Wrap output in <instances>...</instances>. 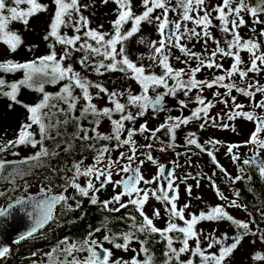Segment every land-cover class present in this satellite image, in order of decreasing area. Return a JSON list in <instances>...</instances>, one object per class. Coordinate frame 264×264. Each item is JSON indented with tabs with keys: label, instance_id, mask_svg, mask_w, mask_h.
<instances>
[{
	"label": "snow or ice",
	"instance_id": "obj_1",
	"mask_svg": "<svg viewBox=\"0 0 264 264\" xmlns=\"http://www.w3.org/2000/svg\"><path fill=\"white\" fill-rule=\"evenodd\" d=\"M100 3L105 6L109 3L115 5V19L109 22V31L103 30V24L91 27L90 17L84 15L85 11L95 7V0L91 3H82L81 0H51L50 4L40 0H10V3L9 0H0V42L7 46L10 53L17 52L24 44L22 36L17 30H11L10 25L19 22L27 30L31 18L49 13L54 6L48 29L43 36V40L47 42V54L24 62L13 59L0 61V73L5 76L23 73L21 79L13 82H7L4 76H0V96L8 99L9 111L20 106L28 113L14 139L4 141L0 138V154L11 151V155L19 156L16 149L21 146L32 149L39 146L38 151L23 160L24 163L35 162L30 167H44L45 158L51 160L61 154L73 157L69 164L62 168L51 167L48 174L43 176L42 179L47 184L42 185L40 191L45 194V198H17L14 205L0 207V217L9 216L10 210L15 206L23 207L31 203L33 212L28 215L33 218V226L19 237L24 240L53 218L56 205L63 204L72 211L73 205L69 201H74L75 208H81V201L77 197L88 198L92 205L99 204L108 212L120 213L131 206L138 215L126 213L121 217L127 223V231L113 232L105 225L102 240L95 239L90 234L79 246L72 244L65 248L67 258L63 260V264H154V253L150 247L153 237H158L155 243L164 245L163 264H196L197 258L199 264H231L234 254L245 240L252 245L257 242L264 244V227H261L264 223V210H259V220L250 212L247 221L234 218L227 211L228 208L248 211L247 205L240 202L239 190H234L231 199L226 196L216 184L215 171L212 175H193L188 172L179 177L176 171L183 165L178 160L170 161L173 167L169 169L153 157L152 151L156 144L161 152L180 147L176 143L177 130L193 121L199 122L200 130L212 127L236 133L235 125L225 120L244 119L255 124L249 139L226 145V155L237 168L235 176L219 163L216 153L223 142L215 138L210 137L201 143L196 132H188L184 142L186 151L176 152L175 155L185 156V163L191 167L189 153L194 146L198 152L192 154L207 155L211 164L231 185L246 179L252 181L249 169L264 178V156L261 155L264 151V138H261L264 134V98L256 99L257 94L264 97V83L258 79L264 75V19H261L264 16V0H256L255 3L250 0H220L216 4L212 0H139L142 9L139 12L135 10L134 0H100ZM22 5L26 7H21ZM246 16L252 23L248 38L240 33V29L248 24ZM189 23L192 27H188ZM129 24L131 26L126 28ZM144 25L153 27L159 39L149 40L138 35ZM257 26H260L259 31ZM69 28L73 32L71 36L67 31L62 32V29ZM213 28L223 34V44L221 38L213 35ZM133 38H137V44L148 49L146 56L141 54L136 60L130 58L128 45ZM193 40L201 44L200 52L193 50L195 45L191 48L188 46ZM211 44L215 47H210ZM57 46H60V52L57 51ZM34 47L38 45L29 46L27 50L31 52ZM173 49L178 50L181 55L174 56ZM242 53L248 55L247 61L243 59ZM75 54H80L74 63L79 64L83 72L90 71L100 77L121 73L139 86V93H133L131 88L109 90L104 83L88 79L74 67ZM224 59L232 61L230 67H224ZM145 60L149 63L145 64ZM173 60L184 67L176 68ZM157 68L160 69L159 73L155 71ZM205 70L212 75L198 79V74ZM217 72L220 74H216ZM236 78L241 83L238 84ZM46 84L61 87L58 92L49 93L45 90ZM21 88L35 91L41 94V98L32 104L25 103L18 98ZM91 89H95V93ZM159 89L164 91H158ZM212 89H216L212 93V99L203 95L205 90ZM219 89H224V92ZM194 91L196 94L191 102L197 106L191 110L190 115H169L155 129L149 128L147 121L138 128L135 127L137 121L149 111L153 114L166 111V97L176 99L183 112L189 107V101L178 99V93L187 98ZM234 91L247 97L249 105L237 102ZM105 97L110 106L100 108L94 103ZM218 104L224 105L223 115L217 113L211 116V110ZM248 106H251V110L246 111ZM257 109L261 110V114L257 113ZM105 119L110 123L109 133L100 131ZM69 126L75 129L70 134L67 132ZM158 133L168 136L169 142L165 144ZM137 136H142L147 143L138 144L135 139ZM47 141L54 143L52 150L46 146ZM77 144L79 148L76 147ZM249 146L252 155L241 159L238 150ZM77 151H90L92 163L86 165L87 156L83 155L80 159H75ZM116 152L119 154L114 157ZM146 162L157 166V174L152 178H147L142 172ZM14 163L17 162L0 158V173ZM30 174L25 172L20 178L24 179ZM8 175L12 177L10 183L15 186V176L13 173ZM114 176L120 178L114 179ZM81 178L84 179L83 184L80 182ZM56 179L62 183L56 185ZM189 179L195 181L197 189L201 186V180L206 179L217 198L227 203L209 206L207 212L202 210L198 215L188 212L193 198V185L187 182ZM181 184H184L189 200L183 206H178ZM109 185L114 194L110 199L99 200L98 194ZM153 185L156 187H152ZM28 187L25 181V190ZM54 187L61 189L59 194H51ZM69 189L75 195H67ZM4 195L0 191V197ZM150 199L162 205L163 215L160 208H154L151 216L146 213L145 208ZM195 199L200 200L202 197L196 196ZM161 219L165 220L166 226L163 228L155 223ZM177 220L182 223L178 224ZM205 221L229 222L234 227L235 234L230 236L228 232H223L217 236L218 229L205 234L203 229L197 228L198 224ZM95 231L100 232L101 228ZM192 241L195 243L194 247L190 245ZM203 241H207L206 247H202ZM105 243L111 245V248L105 247ZM133 243L139 245L138 250L131 247ZM214 248L217 251H211ZM113 249L125 253L131 251L134 255L130 259L115 257ZM8 252L7 247L0 246V257L6 256ZM76 252H86L87 255L80 259L74 255ZM185 255L188 258L182 259ZM251 258L253 261L264 262V252L257 251Z\"/></svg>",
	"mask_w": 264,
	"mask_h": 264
},
{
	"label": "trees",
	"instance_id": "obj_2",
	"mask_svg": "<svg viewBox=\"0 0 264 264\" xmlns=\"http://www.w3.org/2000/svg\"><path fill=\"white\" fill-rule=\"evenodd\" d=\"M40 2L50 4L51 0H40ZM81 2L91 3L92 0H81ZM97 2H99V4L101 5L102 13L107 11L106 6L102 5L100 3V0H95V6H97ZM250 2L255 3L256 0H250ZM21 7H26V5H22ZM53 8L54 6L50 8L49 13L47 14H40L36 17L31 18L27 30H25L24 26L21 23L13 22L10 25V29L17 30L19 32V34L23 38L24 44L17 50V52L10 53L7 46L4 45L2 42H0V44L5 48L4 53H2V55L0 56V61H4L6 59H13L14 61L24 62V61H30L35 57H39L44 54H47L48 52L47 42L43 40V36L46 34V31L48 29V24L51 18ZM93 9L94 8H92L90 11H85L84 15L90 17L91 27L95 28L99 24H101V21L99 22L98 18L95 17V14L92 13ZM106 18L108 19L107 15L104 14L103 19ZM63 31H67V34L70 36L73 35V32L70 28L66 30L62 29V32ZM34 45H38V47H34L31 52L27 50L29 46H34ZM57 51L58 52L61 51L60 46H57ZM79 55L80 54H75L73 58V63L75 59L79 57ZM74 67L76 68V70L82 71L80 69L79 64L74 63ZM82 75L87 76L88 79L92 77L94 79V81L92 80L93 82H101L104 83L106 87H108L106 84L107 82H103V80H98V77L94 73H91L90 71L87 73L82 71ZM0 76H4L7 82H13L21 79L23 73L16 72L14 74H7L6 76L3 73H0ZM60 87L61 85L53 86L51 84H46L45 90L49 93H56L59 91ZM108 88L109 90H112L113 88H117V86L111 85V88L110 87ZM215 90L216 89H212L210 92L205 90L203 95L210 99L212 93ZM76 91L77 94H79V90L77 89ZM91 91L95 93L96 90L91 89ZM158 91H164V90L159 89ZM219 91H221V89H219ZM151 95H153V93H151ZM18 98L24 101L25 103L32 104L41 98V94L35 91H31L28 88H21L20 95ZM8 103L9 101L7 98L0 96V138H2L4 141L12 140L16 137L20 124L23 121H25L28 115L26 110L20 106H15L14 110L9 111L7 108ZM94 103H96L97 106L100 108H101L100 106L101 103H104V107L110 106L107 104L106 97L103 99L95 100ZM77 114H79V105H78ZM237 121L238 119L235 120V123L233 121H229V123L235 125L236 127ZM106 122L108 121L105 119L101 125L100 131L104 133H109L110 131H106L104 129V125ZM85 124L87 126V122H85ZM136 125H139V122ZM138 127L139 126H137V128ZM33 130L35 131V128ZM74 130L75 129L71 126L67 128V132L69 134ZM227 132H228L227 139L229 144L242 143V139L247 137L246 132L243 134V132L234 133L232 131L226 130L224 133L226 134ZM176 135H177L176 143L179 145V143L177 142L178 133ZM158 136L160 137L161 140L164 141L165 144L169 142L168 136L163 135L162 133H158ZM46 146L49 147L50 150H52L54 148V143L52 141H47ZM76 147L79 148V145L77 144ZM180 147H184V144L180 145ZM38 149L39 146L37 149L21 146L19 149H16L20 153L19 156L11 155V151L7 154H0V158L17 162L7 167L3 173H0V191H3L5 193L4 196L0 197V207H3V205H5L7 202L11 200H15L27 193H30L32 190H40L42 185L47 184V182L44 181L42 178L44 175L48 174L49 168L51 167L62 168L66 164H69L70 161L73 159L72 156H69L67 154H61V156L57 158H53L51 160L45 158L44 167H30V165L34 164L35 162L32 161H29L27 163L23 162L25 157L32 156L35 153V151H38ZM192 150L198 152V150L195 149L194 146L192 147ZM238 151L241 155V159L247 158L248 156L252 155L251 146L241 147ZM81 155L87 156V159L85 160L86 165L92 163V153L90 151H82V152L77 151L75 153V159H80ZM201 155H205V154H201ZM261 155L264 156V151L261 152ZM245 167L247 168V166ZM25 172H30L31 174L25 176L24 179H21L20 178L21 175H23ZM235 172L237 174L236 166H235ZM9 173H13V175L17 180L15 186H13L10 183L12 177L8 175ZM248 174L253 176L252 181H248L246 179L245 181L237 183L236 185H231L230 183L228 184V181H224V183L225 184L227 183L231 188H234L235 190H239L241 192L240 202L246 204L248 209L247 212L248 213L250 212L252 215H254V217H256L257 220H259V210H264V178L259 177L258 173L252 169L248 170ZM25 181L29 185L27 190H25L24 188ZM80 182L83 184L84 179L81 178ZM61 183H62L61 180L56 179L55 181L56 185H60ZM60 191L61 189L59 187L53 188V192H60ZM117 191H119V189H117ZM113 194L114 193L112 191V186L109 185L106 189L102 190L98 194L99 200L103 201L110 199ZM67 195H75V193L73 190L69 189ZM77 199L81 201V208L76 209L74 201H69V203L73 205L74 210L72 211H69L65 206H63V204H58L54 212L52 221L46 227L41 229L38 233L34 234V236H31L12 246L8 254L4 256L2 259H0V264H23L25 262L27 264L30 263L63 264V260L67 258L64 252L65 248L70 247L72 244H76L77 246H79L86 238L89 237L90 234L92 235L93 238L102 240L103 236L105 235V230H104L105 225L111 228L113 232L127 231L128 230L127 223L122 221L121 217L125 216L126 213L136 214L135 210L131 206L127 210H122L120 213H115L104 210L99 204L92 205L88 198L77 197ZM178 206H180L179 201H178ZM203 211L207 212L208 208ZM232 216L236 219H240L237 216L234 215ZM176 222L178 224L182 223L178 220ZM208 224L209 222L207 221L203 222V231L205 234L212 232L210 229H208L207 226ZM156 225L161 228L165 227L166 226L165 220L161 219ZM231 227L233 230L230 229L228 231V229L226 230L223 229L221 232L222 233L228 232L229 235L230 234L233 235V233H235V229L233 226ZM261 227H264V223L261 224ZM97 228H101V231L96 232L95 229ZM216 235L219 236L217 233ZM141 238H143V236H141ZM156 239H158V237H153V243L150 245L154 253V264H163L162 253L164 251V245L155 243ZM104 246L111 248V245L107 243H105ZM178 246L179 245L177 244V247ZM191 246L194 247L195 244ZM206 246H207V241H203L202 247H206ZM131 247H135L137 248V250L139 249V245L136 243H133ZM113 251L115 257H123L124 259H130L134 255V253L131 251L127 253L115 249H113ZM211 251H217V249L214 248ZM74 255L77 258L83 259L87 255V253L76 252L74 253ZM188 255H185L184 257H182V259H187ZM232 261L233 258L231 260V264ZM196 264H199L198 258Z\"/></svg>",
	"mask_w": 264,
	"mask_h": 264
},
{
	"label": "rangeland",
	"instance_id": "obj_3",
	"mask_svg": "<svg viewBox=\"0 0 264 264\" xmlns=\"http://www.w3.org/2000/svg\"><path fill=\"white\" fill-rule=\"evenodd\" d=\"M136 1L137 0H134L135 10L137 12H139L142 9L140 8L139 0L137 2ZM219 2H220V0H212L213 4H216ZM114 7H115L114 4L109 3L108 5H106L107 11L102 13L101 5L99 4V2H97V6H95L93 9L92 13L95 14V17L98 18L99 22L101 21V24H103V25L107 24L103 28L104 31L110 30V23L109 22L115 19V16L113 14ZM94 14H92V15H94ZM104 14L107 15L108 19L107 18L103 19ZM214 23H215V21H214ZM130 26L131 25L129 24V25H126L125 27L128 28ZM188 27H192V25L189 23ZM211 31L213 33V29H211ZM138 35H143L146 39H149V40H151V39L158 40L159 39L154 28L147 26V25H144L142 27V32ZM213 35L214 36L218 35L220 37L221 33H219V32L217 34L213 33ZM136 39L137 38H133V40L130 41L129 45H128V51L130 54V58L133 60H136L137 56H139L141 54H144L145 56L148 54V49L144 45L137 44ZM189 47H190V43H189ZM4 51H5L4 46H2L0 44V56L2 55V53H4ZM173 54H174V56H180L181 55V53L176 49H173ZM144 63L147 64L149 62L147 60H145ZM173 63H174V66L177 65V62L175 60H173ZM155 71L157 73H159L160 69L157 68V69H155ZM216 74H220V73L217 72ZM211 75H212V73L208 72L206 77H210ZM97 77H98V80H103V82H107L106 84L110 88H111V85H113V86H117V88H119L121 90H124L125 88H131L133 93H139V91H140L139 86L136 85L134 81L126 79L123 76V74H121V73L107 74L104 77H100V76H97ZM90 79L94 81V79L92 77H90ZM207 91L210 92L211 90H207ZM195 94L196 93L194 91L192 94H190L189 97L185 98L182 93H178V99H187L189 101V106L196 107L197 105L195 103L191 102L192 100H194ZM100 106H101V108H103L104 103H101ZM245 110L248 111V110H251V108L249 109L248 107H246ZM224 111H225L224 105L218 104L215 108H213L211 110L210 114H211V116H215L217 113H220L221 115H223ZM259 114H261V110H259ZM169 115L172 116L173 114L169 113V114H166L164 116H160V115H152V114H150V112H148L147 116L138 120L137 123L139 122V125H140L141 123L147 121L148 127L151 129H155L161 123H163ZM116 118H118V117H116ZM225 122L229 123V121H227V120H225ZM233 122L235 123V121H233ZM198 123L199 122L193 121L188 126H182L181 129L177 130V133H178L177 142L179 143V145L184 144L185 136L187 135L188 132H196V134L199 137V141L201 143H203L205 140L209 139L210 137L222 141L223 144L218 146L219 151L216 153L217 159H218L219 163L221 165H223V167L226 168L229 173L232 174V176H235V174H236L235 165L232 163L230 157L226 155V151H227L226 145L229 144L228 139H227L228 132L225 134L224 132L226 130L212 128V127H206L205 130H200L198 127ZM139 125H136V127ZM254 127H255V124L253 122H249V121H246L244 119H238L237 124H236L237 132H240V133L243 132V134L246 132L248 139H249L250 134L254 131ZM104 129L106 131H111V127H110L109 122L105 123ZM261 138H264V134L261 135ZM135 139L138 141V144H140V145L147 143V141H145L142 136H137V137H135ZM123 150L124 149H121V151H123ZM175 150L168 149L164 152H161V151H159V146L157 147V144H156L155 150L152 151V155L160 164H164L166 162H170L173 160H178V162L181 165H183L182 167L178 168L176 171V175L179 177H183L188 172L192 173L193 175H196L197 173H200L201 175H203V174L212 175L213 171H215L216 174H218V175H216L214 177V179L216 180V184L219 186L220 190L226 196H228L230 199L233 197L235 189L231 188L228 185L229 182H228V184L224 183V181H226V180L224 179L223 175L219 172L218 169H215V166L212 165L205 156H203L201 154L200 155H193L192 153H195L197 151L192 150V152L189 153V155H191V165L192 166L189 167L185 163V160L187 158L183 155L177 157L175 155V153H176ZM118 154H119V152H116L113 155L115 157ZM141 158H143V157H141ZM142 172L144 173V175L147 178H152L153 176H155L157 174V166L152 165L150 162H146L142 168ZM119 178L120 177H118V176H114V179H119ZM177 182H179V181H177ZM187 182L189 184L193 185V198L191 199V207L188 209V212L196 213L198 215L200 213V211L206 210L207 208H209V206H216L218 204H222V203L226 204L227 203L224 201H220L217 198V196L215 195L212 188L209 186V183L206 179L201 180V186L198 189L195 187V181L189 179ZM152 187H156V185H153ZM35 191H38V190H32L31 192H35ZM112 191H113V189H112ZM196 196H200V197H202V199L197 200V199H195ZM188 200H189V198H188L187 194L185 193V186H184V184H181L180 185V200H179L180 206H183V204L185 202H187ZM3 207H4V205H3ZM154 208H160L161 213L163 215L162 205L159 202L155 201L154 199H150L149 203L146 205L145 211L149 216H151ZM227 211H229V213L231 215L237 216L240 219H242L243 221H247L250 218L248 212L244 211L243 209L228 208ZM185 215L187 216V212ZM159 221L160 220L155 221V223L157 224ZM207 226H208V229H210L212 232H213V230L218 229V231H216V233L218 235H220L222 233L221 231L223 229H225V230L228 229V231L230 229H232L229 222H219V223L209 222V224ZM197 228L203 229V222L198 224ZM234 234L235 233H233V235ZM230 235L232 236V234H230ZM193 244H195L194 241L190 242V245H193ZM257 251L264 252V244L257 242L255 245H252L251 243H249L248 240H245L243 243V246L234 254L232 264H264V262H258V261L252 260L251 257ZM23 264H27V263L25 262ZM30 264H32V263H30Z\"/></svg>",
	"mask_w": 264,
	"mask_h": 264
},
{
	"label": "water",
	"instance_id": "obj_4",
	"mask_svg": "<svg viewBox=\"0 0 264 264\" xmlns=\"http://www.w3.org/2000/svg\"><path fill=\"white\" fill-rule=\"evenodd\" d=\"M165 103H166V108L177 106V103L173 100L172 97H166ZM190 112H191V108L188 107L183 111V114L184 116H186ZM164 165H166L167 168L169 169L173 167V165L169 162L164 163ZM51 194L53 195L59 194V192H52ZM22 197L25 200H28L29 197H35L37 200H39L45 198V194L42 193L40 190H38L35 192L27 193ZM9 204L14 205L15 200H11L7 202L3 208H7ZM56 207L53 210V215L56 210ZM29 212H33L31 203H28L23 207L15 206L10 210L9 216L0 217V246L7 247L10 250L12 246L23 241L20 240L19 237L21 236V234L27 232L33 226V218L28 215ZM34 215H38V213H34ZM51 221L52 219L46 222L44 226L39 228L36 232H34L32 236H34V234L38 233L41 229L46 227ZM2 258L3 257H0V259Z\"/></svg>",
	"mask_w": 264,
	"mask_h": 264
},
{
	"label": "flooded vegetation",
	"instance_id": "obj_5",
	"mask_svg": "<svg viewBox=\"0 0 264 264\" xmlns=\"http://www.w3.org/2000/svg\"><path fill=\"white\" fill-rule=\"evenodd\" d=\"M245 19L248 21V24H247V26H245V27H243V28L240 29V33H241V35H242L243 37L248 38V37L251 35V33L249 32V27L252 26V23H251V19H250L249 17L246 16ZM261 19H264V16H261ZM259 27H260V26H257V30H258V31H259ZM218 32H219V31H218L217 29L213 28V33H214V34H217ZM219 33H220V32H219ZM216 37H217V38H221V40H222V44H223V39H222L223 34L221 33L220 37H219L218 35H216ZM193 45H195V47H194V49H193L194 51H196V52H200V51H201V44H200V43H196V41L193 40V41L190 43V48H191ZM188 46H189V45H188ZM210 47H215V45H214V44H211ZM241 55H242V57H243V59H244L245 61L248 60V55H247V54L242 53ZM231 62H232V61H231L230 59H224V60H222V63L224 64V67H225V68L230 67ZM192 66H193V67L195 66V62L192 63ZM175 67H176V68H180V67H184V65L181 64V63H179V62H177V65H176ZM208 72H209L208 70H205V71L199 73L197 78H198V79H204V78L207 76V73H208ZM258 79H260L261 83H264V75H261L260 77H258ZM236 82H237L238 84L241 83V82L239 81L238 78H236ZM135 84H136V83H135ZM136 85H137V84H136ZM221 92L223 93V92H224V89H221ZM150 95H151V93H150ZM233 95H236V96H237V102H239V103H243V104H245V105H249V100H248L247 97L241 96V95H239L238 93H236L235 91L233 92ZM262 98H264V97H261L259 94H257V97H256L257 100L262 99ZM208 99H209V98H208ZM210 99H212V96H211ZM173 100L176 102V99L173 98ZM176 103H177V102H176ZM189 107L191 108V110H192L193 108H195V107H191V106H189ZM248 108L250 109L251 106H248ZM256 111H257V113L259 114V109H257ZM149 112H150V114H152V115H160V116H164V115L169 114V113H172V114H173V115H172L173 117H175V116H182V115L184 116L183 112L180 111L178 105H177V106H174V107H171V108H167L166 111H161V112H159V113H155V114H153L152 111H149ZM190 114H191V112H190L188 115H190ZM210 115H211V114H210ZM146 116H147V115H146ZM146 116H145V117H146ZM186 116H187V115H186ZM245 140H248V137L243 138V139H242V142H244ZM158 146H159V145L157 144V147H158ZM142 151H143V150H142ZM185 151H186L185 147H178V148H176V150H175V152H181V153H183V152H185ZM137 154H139V152H138ZM203 156H205V157L209 160V162H210V159H209V157H207V155H203ZM169 163H170V162H169ZM210 163H211V162H210ZM216 175H218V174H216Z\"/></svg>",
	"mask_w": 264,
	"mask_h": 264
}]
</instances>
